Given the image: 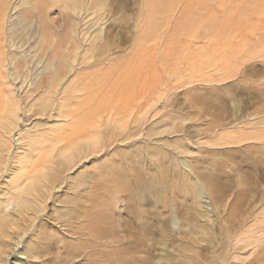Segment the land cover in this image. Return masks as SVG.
Masks as SVG:
<instances>
[{
    "label": "rangeland",
    "instance_id": "1",
    "mask_svg": "<svg viewBox=\"0 0 264 264\" xmlns=\"http://www.w3.org/2000/svg\"><path fill=\"white\" fill-rule=\"evenodd\" d=\"M81 2L68 4L62 11L61 3L51 5L50 17L58 22L62 12L67 11L66 43L70 50L48 51L50 58L45 52V58L41 54L40 62L34 66L41 71L45 84L47 78L56 76L52 75L54 68L69 69L58 87L70 86L72 92L76 85L89 86L96 77L102 101L100 119L104 117L105 121L109 110L114 119L110 125L101 121L96 148L70 168L67 185L53 194L54 204L52 200L45 201L42 217L36 222H44L47 230L55 231L60 222L67 221L71 243L79 246L91 241L90 245H103L107 249H100L107 252L100 255V261L115 255L110 260L115 264L116 260L118 264L123 260L109 254L114 253L110 246L116 241H120L116 246L129 244L134 249L132 258L138 264H264V0ZM22 12L28 18L33 16L25 8ZM72 25L75 28L69 29ZM22 60L19 59L18 75L25 70ZM70 90L68 96L72 95ZM40 92L33 95L38 97ZM34 107L38 109L39 105ZM18 118L17 126L24 130L27 116L22 109ZM31 119L42 122L47 116L40 114ZM127 131L130 135L125 140ZM56 149L51 152L55 157L40 162L41 171L51 168L50 160L58 157ZM181 159L186 166L181 167ZM184 167L188 170L184 171ZM54 170L57 172L53 173H63ZM41 171L38 172L42 186L45 183L41 181ZM182 171L186 173L182 175ZM126 184L130 185V192L125 189ZM84 186L95 191L84 194ZM104 191L108 194H102ZM85 205L89 206L83 211ZM92 208H97V212ZM56 209L59 211L55 212ZM82 213L87 217V221L82 217L84 224L79 219ZM61 214L64 216L57 219ZM187 222L193 224L194 230ZM102 225L114 228L118 236L126 234L121 236L126 240H119L117 235L115 240L108 235L98 239L96 229H102ZM106 239L113 240V244ZM100 240L108 245L98 243Z\"/></svg>",
    "mask_w": 264,
    "mask_h": 264
},
{
    "label": "bare ground",
    "instance_id": "2",
    "mask_svg": "<svg viewBox=\"0 0 264 264\" xmlns=\"http://www.w3.org/2000/svg\"><path fill=\"white\" fill-rule=\"evenodd\" d=\"M72 1H74V2H72ZM70 2H72V4L76 3V2L78 3V1H76V0H0V263H4V264H30V263L31 264H110L112 262L110 260L115 258L114 257L115 255H114L112 259H110V260L108 259V261H110V262H108L106 260V258H105L106 261H104V260L100 261L101 260L100 255L102 253L107 252V251L103 252L102 249L103 248L107 249V248L106 247L102 248V246H103L102 244H100V245H102L100 247L102 249H100L98 247L99 245H96L95 243L93 244V242H92V245H90L91 241L87 242V244H86V242H85V244H82V242H81V243H79V246L76 245L77 243L75 244V242L71 243L70 242L71 239H69V238H71L70 237L71 234L69 233V236L67 235V233H68V227L67 226L69 225V224L67 225V221L62 222V223L60 222L58 225V229L57 230L54 229L55 231L47 230L45 228V226L43 225L44 222H41V221H40V223L36 222V220H38L41 216L40 212L43 211V209L45 208V204H44L45 201L52 200V202L54 204V196L55 195H53V194L60 192V191H63V189L65 188V184L67 185V179L71 178L69 176V173H68V171H70V168L73 165H75L76 163H78L79 161H81L82 158H85L86 153L89 150H93L96 148L94 146L95 145L97 146V143L100 140L101 129H102L101 126H103L102 123L106 121L110 125V122H112V120L114 119L113 114L109 110L108 117H105V121H104V117H103V119H102L103 122L101 123L102 120L100 118H102V117L100 115V113H101L100 107H101L102 101H101V98L99 96L101 92L99 91V85H98V81H97L96 77H93L94 79H92V81L90 80L89 86H81L78 88V86L76 85L74 87L73 92H72V89L69 85H72L70 83L74 79H76V76H77V78H79L78 75H76L73 80L68 81V82H70L68 86L71 90L68 87L66 88V86L64 88L60 89L58 86H60L61 82L66 79L67 74L69 73V69L59 67L60 70L62 69V71H58L59 69L57 70L53 66L54 74H52V73H50V74L56 75V76H54L53 78H47L48 81L46 82L47 84H45V82H44L45 79L44 80L41 79V71H38V67L34 66V63L38 64L40 62L39 58L41 57V54L43 57V53H45V52L49 51L52 53L53 52L56 53L57 50L59 51V49L62 52H64V51L67 52V50H70V48H68L69 43L68 44L66 43V37H67L66 33L68 31V30L66 31V29L68 27V15L66 13L67 11H65V12L63 11L64 13L62 12V15L60 16L59 22L56 21L57 18L54 19V18L50 17V13L53 9L51 7V5H56L57 3L58 4L61 3L60 5H62L61 6L62 7L61 11H62L63 9H67V7H69L68 4L72 5ZM53 3H55V4H53ZM77 3H76V5H77ZM80 3L82 4L83 2H81V0H79L78 4H80ZM248 4H250V3H248ZM248 4H246V6ZM253 4H256V3H253ZM261 4H260V6H261ZM81 6H80V8H81ZM248 6H250V5H248ZM255 7L259 8L257 5ZM263 7H264V4H263ZM23 8H25L29 14L32 13V15H33L32 18H28L30 16H28L22 12ZM75 8L78 9V7H75ZM253 8H254V6L252 7V9ZM73 9L74 8H71L72 12H73ZM76 9H74V11ZM79 9L77 11L81 10V9L80 10ZM77 11H75V13ZM58 12H60V10ZM77 13H79V12H77ZM80 13H81V11H80ZM53 14L55 15V13H53ZM248 16L250 17V15H248ZM248 16H246L247 19L249 18ZM79 17H81V16H79ZM26 18L28 19V21L26 20ZM81 19H83V18H81ZM244 19H246V18H244ZM247 19H246V22H247ZM250 19L252 20V18H250ZM80 20H79V22H80ZM263 22H264V20H263ZM250 23H252V22L250 21ZM77 24H79V23H77ZM252 24L255 25V23H252ZM248 25H249V23H248ZM254 25H253V27H255ZM73 26H75V25H72V27H69V29L75 28ZM244 26H246V25H244ZM259 27L260 26H258V28ZM78 29L82 30V27L79 28V26H78ZM99 31H100V29H99ZM101 31H103L102 28H101ZM84 35L86 36L85 33H84ZM94 38L96 39L97 37L95 36ZM75 42H76V40H75ZM79 42H81V41H79ZM81 45H82V43H81ZM79 48H82V47H79ZM83 49H84V47H83ZM49 52H48L47 57L50 55ZM65 54H67V53H65ZM53 56L55 57V55H53ZM59 56H62V54ZM50 57L51 56H49V58ZM20 58L23 59L25 62L24 63L25 70L23 72L21 71L23 73V75H21V76H19L21 74V72L19 75H18L19 72L17 73V71H20L18 68V65L21 61V60L19 61ZM43 58H45V57H43ZM44 60L45 61L47 60L46 63L43 62L46 65L48 63V59L46 58ZM50 60H53V59H49V61ZM61 61H62V59H61ZM51 64L53 65L54 63H51ZM41 66H42V64H41ZM67 68H68V65H67ZM22 70H23V68H22ZM51 70H52V68H51ZM28 71H29L30 76H28ZM58 73H60L59 76H58ZM144 73H147V72L144 71ZM144 73H143V75H144ZM44 74H45V70L43 72V75ZM82 75H83V73H82ZM80 77H81V75H80ZM42 78H44V77H42ZM58 80H59V82H56ZM68 82H64V83H66V85H67ZM43 85L44 86L46 85L44 87L45 88L44 90H43ZM127 86L129 87V85H127ZM131 86L133 88L136 87V86L134 87L133 85H131ZM140 86H142V85H140ZM140 86H138V88H141ZM41 87H42V93L40 92ZM108 88L110 89L111 87H108ZM68 89L70 90V94H72V95L69 94L70 96H68V93H69ZM113 89H114V87H113ZM142 89H144V88L142 87ZM142 89H140V90H142ZM118 90L120 91V89H118ZM133 90L137 91V89H133ZM133 90L130 91V89H129L127 91L132 92ZM37 92L41 93L38 97L34 96V95L38 94ZM51 92L53 93V95H51ZM109 92H110V90H109ZM128 92L126 93L127 95H128ZM132 94H135V92L134 93L132 92ZM67 98H70L71 101H69V99L67 100ZM102 98H103V96H102ZM127 99H129V98H127ZM140 101H142V100L140 99ZM70 102H72V104L73 103H75V104L72 106ZM126 103H127V105H129L131 102L129 100V104H128V102H126ZM35 104L39 105L38 109H34ZM69 104L72 108H70ZM123 104H125V101ZM67 107H69L70 109H68ZM123 107H126V106L123 105L122 108ZM138 107L140 108V106H138ZM20 109H22L27 116V121L24 124L26 127L24 130H22L21 128H19L17 126V122L19 119L18 118V111ZM112 110H114V108H112ZM105 111L108 114V111L107 110H105ZM40 114L47 116V120H44L42 122H38L34 119H31L33 116H37ZM127 117L130 118L129 116H127ZM106 124H104V125H106ZM112 128H113V126H112ZM112 128H111V130H112ZM117 129L119 130V128H117ZM128 132L129 131H127V133ZM129 135H130L129 133H128V135H125L126 136L125 140H128L127 138L129 137ZM111 137H112V135H111ZM57 147H59L61 149L58 151L56 149ZM45 148H48L49 150L48 151L42 150ZM55 149L58 151L57 152L58 157H57V159L53 158V160H50V161H52V163H53L52 166L56 170L59 169L60 172H63V173H60V174L59 173L58 174L53 173V172H57V171H55L52 166H51V168H49L47 170L41 171L42 168H40V167H41V164L43 162L42 163H40V162L51 158V156L55 157V156H53V153H51V152L55 151ZM73 150L78 151L76 155H73L74 154V153H72ZM54 155H56V154H54ZM157 161H159V160H157ZM181 162H184V164L182 163L181 167L186 166L185 161H182V159H181ZM44 164H46V163H44ZM128 166H130V165H128ZM185 168L186 167H184L182 169L184 170ZM186 169L188 170V168H186ZM190 170H191V167H190ZM38 171H41V178H42L41 181H43V183H45L42 186H41L42 183L39 182L40 172H38ZM184 171H186V170H184ZM114 172H115V170H114ZM124 173L126 174L127 172L125 171ZM182 173H183L182 175H184L186 172L184 173L182 171ZM117 175H119V174H117ZM120 177H121V175H120ZM162 177H164V176H162ZM139 178H141V177L139 176ZM73 180L76 181L75 178ZM119 180H121V179H119ZM115 181L117 183V180H115ZM116 183L114 185H116ZM4 184H6V187H4ZM72 185H73L72 186L73 188L77 187L79 189V186H77V185L75 186L74 184H72ZM116 187L118 188V186H116ZM123 189H124V187H123ZM123 189H122V191H123ZM125 189L128 190V192H130L129 191L130 185L126 184ZM83 190H84V194L90 191L89 188L88 187L86 188L85 186H84ZM114 190L115 189H113V191ZM91 191H95V190H91ZM124 192L128 193L125 190H124ZM211 192H213V191H211ZM95 193H98V192H95ZM103 193L105 194L107 192L104 191V192H102V194ZM122 194H124V193H122ZM91 195H93V194L90 193V197H92V198L95 197V196H91ZM94 195H96V194H94ZM98 196H96V197H98ZM100 198H101V196H100ZM106 199H107V197H106ZM120 202H121V200H120ZM76 203H77V201H76ZM121 203H124V200ZM173 203L175 205L174 201H173ZM110 204H111V202H110ZM126 204H127V202L124 205H126ZM87 206H89V205H85L84 207H86V208L81 206L82 208H84L83 211H86ZM92 206H94V205H92ZM114 206H116V205H114ZM172 206H173V204H172ZM124 207H126V206H124ZM72 208H73V204H72ZM94 208H92V210H96V212H97V208L96 209H94ZM111 208L113 209V206ZM174 208H175V206H174ZM68 209L69 208H67L66 210H68ZM57 211H59V210L56 209L55 212H57ZM71 211H73V209ZM124 211H125V209H124ZM76 212H74V213H76ZM128 212L131 213L132 211L130 210ZM174 212L172 210V213H174ZM65 213H66V211H65ZM101 213H103V212H101ZM105 213H107V212H105ZM62 214L59 215V218H57V219H60L61 218L60 216L63 217L64 215H62ZM66 214L68 215V213H66ZM89 214H87L88 217L90 216ZM94 214H96V213L94 212ZM111 215L112 214H110L109 216H111ZM85 216H83V213H82V216L79 217V219L81 218L80 220L82 221ZM100 216H101V214H100ZM82 217H83V219H82ZM102 217L103 216H101L100 219L104 218V217L103 218ZM75 218L76 217H74V219ZM85 218H87V217H85ZM119 218H120V215H119ZM140 218H138V219H140ZM76 219H78V217ZM115 219H117V218H115ZM85 220L86 219H84V221ZM91 220H93V219L91 218ZM81 221H79L80 225H81ZM89 221H90V217H89ZM98 221H100V220L98 219ZM118 221H120V220H118ZM177 221H176V223H177ZM90 222H93V221H90ZM82 223H83V221H82ZM107 223H110V222H107ZM79 224H77V225H79ZM93 224H92V226H94ZM114 224H117V222ZM186 224L190 228L194 227L193 224L190 222H187ZM95 225H98L97 219H96ZM103 225H102V229L101 228L99 230L96 229V231H99V232L95 233L98 235V237H99L98 239H100L101 236L108 235V236L114 237V240H115V238L118 236L116 234L115 230H113L115 228V226H113V224H111L112 225L111 227H114L112 229L111 227L106 228V225L105 226H103ZM70 226H72V224ZM103 227L106 229H103ZM83 229H84V227H83ZM193 230H194V228H193ZM94 231H95V226H94ZM91 232L94 233L93 231H91ZM30 233H32V234H30ZM79 234L81 235V232ZM124 235H126V234H123V235L121 234L120 236H118L119 240L122 238L121 236H124ZM92 236H94V235H92ZM28 237H31V239L29 241H26V239ZM106 237L107 236H105V238ZM82 238H84V237H82ZM86 238L87 237H85V239ZM103 238L104 237H102V239ZM126 238H127V236H126ZM94 239H96V238H94ZM94 239L92 238V240L94 242L98 241V240H94ZM107 239H106V242H110L111 244H113L112 243L113 240L111 242V240L108 241ZM121 240H123V238ZM124 240H126V239L124 238ZM73 241H75V240H73ZM100 241L98 243L103 242L102 240H100ZM106 242L104 241L103 243H105V245L107 246L108 243L106 244ZM116 243H117V241H116ZM116 243H114L115 246H113L114 244L113 245L110 244L111 246L109 245L110 247H113L111 249H112V251H114V253L111 252L109 254H116L118 257H122L123 260H128V261H126V263H124L125 261L122 262L123 261L122 260L121 261L122 263L119 262V264H138V262L135 263L136 260L134 262V260L132 258V256H133L132 253H134L133 252L134 249L131 250L128 247L129 244H127V245L123 244V247H119L120 245L116 246ZM118 243H120V241ZM133 246H135V245H133ZM110 247H108V248H110ZM117 262L118 261L116 260V264H118ZM111 264H115V263H111Z\"/></svg>",
    "mask_w": 264,
    "mask_h": 264
}]
</instances>
